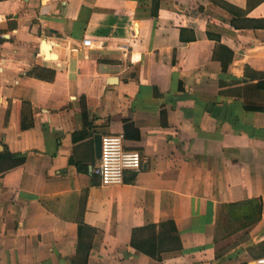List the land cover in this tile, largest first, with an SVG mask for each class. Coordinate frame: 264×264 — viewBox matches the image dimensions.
<instances>
[{"label":"crops","instance_id":"crops-1","mask_svg":"<svg viewBox=\"0 0 264 264\" xmlns=\"http://www.w3.org/2000/svg\"><path fill=\"white\" fill-rule=\"evenodd\" d=\"M260 259L264 0H0V264Z\"/></svg>","mask_w":264,"mask_h":264},{"label":"built area","instance_id":"built-area-1","mask_svg":"<svg viewBox=\"0 0 264 264\" xmlns=\"http://www.w3.org/2000/svg\"><path fill=\"white\" fill-rule=\"evenodd\" d=\"M83 46L91 47L92 41H84ZM142 167L143 158L141 154L126 151L124 137L108 136L102 139L101 159L98 168L95 170V175L104 187L122 185L126 172L139 173ZM256 264H264V259L258 260Z\"/></svg>","mask_w":264,"mask_h":264},{"label":"trees","instance_id":"trees-1","mask_svg":"<svg viewBox=\"0 0 264 264\" xmlns=\"http://www.w3.org/2000/svg\"><path fill=\"white\" fill-rule=\"evenodd\" d=\"M255 88H256V86H255ZM257 220H259V216H257V218L254 220H251L250 221V223L251 224H254ZM162 229H164L165 230V240H164V246H166L165 247V249H167V250H169V251H167V252H175V251H178V250H180L181 249V246L179 245V243L178 244H176V242H179L178 240H179V235H178V232H177V229H176V227H175V224L174 223H172V222H170V223H166L165 225H163L162 227H161V229H160V233H161V231H162ZM171 244H173V245H171Z\"/></svg>","mask_w":264,"mask_h":264},{"label":"water","instance_id":"water-1","mask_svg":"<svg viewBox=\"0 0 264 264\" xmlns=\"http://www.w3.org/2000/svg\"><path fill=\"white\" fill-rule=\"evenodd\" d=\"M43 52L46 56V58H50L51 54V47L44 41L42 45ZM101 152H102V136L96 137V156L97 159H101Z\"/></svg>","mask_w":264,"mask_h":264}]
</instances>
